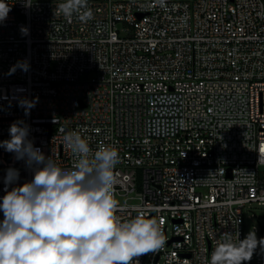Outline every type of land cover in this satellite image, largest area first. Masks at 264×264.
I'll list each match as a JSON object with an SVG mask.
<instances>
[{
  "label": "built area",
  "instance_id": "built-area-1",
  "mask_svg": "<svg viewBox=\"0 0 264 264\" xmlns=\"http://www.w3.org/2000/svg\"><path fill=\"white\" fill-rule=\"evenodd\" d=\"M26 2L6 0L0 23V141L24 121L65 169L68 133L90 155L115 147V214L165 237L139 264H210L223 234L264 235V214L251 230L245 216L264 207V0H87L86 22L56 16L64 0ZM22 60L30 70L10 74ZM22 99L37 101L28 115ZM10 167L20 186L34 176L0 148V203ZM259 250L246 264H264Z\"/></svg>",
  "mask_w": 264,
  "mask_h": 264
},
{
  "label": "clouds",
  "instance_id": "clouds-1",
  "mask_svg": "<svg viewBox=\"0 0 264 264\" xmlns=\"http://www.w3.org/2000/svg\"><path fill=\"white\" fill-rule=\"evenodd\" d=\"M159 3L163 7L164 0ZM10 11L6 0H0V23ZM81 12L82 22L93 17L87 0H64L55 9L56 16L69 21ZM28 31L21 28L22 35ZM17 69L27 72L30 63L17 61L10 74ZM36 102L22 99L20 106L28 115ZM9 135L10 139L0 141V148L24 161L34 176L20 186L19 170L7 169L6 194L0 203L4 214L0 264H139L137 258L164 245L157 220L138 215L121 222L115 214V168L120 162L115 147L103 146L90 155L88 142L77 133H68L63 139L76 161L65 169L34 146L30 126L24 121L13 122ZM13 184L17 186L7 190ZM258 248L264 250V238H258L255 230L237 241L225 233L211 252L210 264H246Z\"/></svg>",
  "mask_w": 264,
  "mask_h": 264
},
{
  "label": "rangeland",
  "instance_id": "rangeland-1",
  "mask_svg": "<svg viewBox=\"0 0 264 264\" xmlns=\"http://www.w3.org/2000/svg\"><path fill=\"white\" fill-rule=\"evenodd\" d=\"M247 212H245V216H246V220H247V226L248 229L251 230L252 229V225L257 223L256 222V218L251 217L250 219L248 218V215H251L252 213L255 214H260L263 213L264 214V207L261 208V206H258L257 204H252V207L250 208L247 207L246 208ZM258 238H264V235L262 236L261 234L257 235ZM259 252H261V254L264 255V250H259Z\"/></svg>",
  "mask_w": 264,
  "mask_h": 264
}]
</instances>
